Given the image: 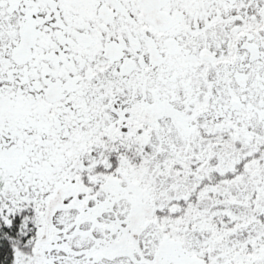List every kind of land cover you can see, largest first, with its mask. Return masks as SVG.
Masks as SVG:
<instances>
[{
	"label": "snow or ice",
	"instance_id": "6c2138e0",
	"mask_svg": "<svg viewBox=\"0 0 264 264\" xmlns=\"http://www.w3.org/2000/svg\"><path fill=\"white\" fill-rule=\"evenodd\" d=\"M0 264H264V0H0Z\"/></svg>",
	"mask_w": 264,
	"mask_h": 264
}]
</instances>
